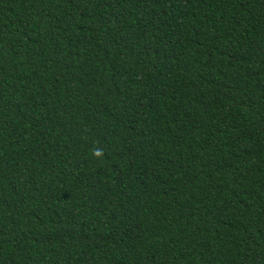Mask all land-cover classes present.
Listing matches in <instances>:
<instances>
[{"label": "trees", "instance_id": "16d2710c", "mask_svg": "<svg viewBox=\"0 0 264 264\" xmlns=\"http://www.w3.org/2000/svg\"><path fill=\"white\" fill-rule=\"evenodd\" d=\"M0 264H264V0H0Z\"/></svg>", "mask_w": 264, "mask_h": 264}]
</instances>
